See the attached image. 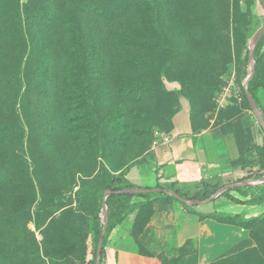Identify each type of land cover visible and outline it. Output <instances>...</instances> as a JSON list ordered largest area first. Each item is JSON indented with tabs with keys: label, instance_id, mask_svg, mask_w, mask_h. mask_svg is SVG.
<instances>
[{
	"label": "rangeland",
	"instance_id": "rangeland-1",
	"mask_svg": "<svg viewBox=\"0 0 264 264\" xmlns=\"http://www.w3.org/2000/svg\"><path fill=\"white\" fill-rule=\"evenodd\" d=\"M87 1L99 15L90 12L81 20L64 10L56 16L44 30L45 51L38 64L43 73L34 77L28 70L23 78L25 68L19 67L17 75L25 83L19 93L8 91L18 79L11 65L0 68V98L10 96L17 107L22 104L19 117L10 108L8 116L0 117L6 129L0 162L15 176L0 191V232L10 252L9 244L19 247L14 261L0 253V264H91L101 223L90 222L86 215L91 217L100 205L102 168L115 176L143 161L156 143L167 138L172 118L183 104L189 108L194 132H207L205 142L214 149L209 160L223 157L225 168L237 169L243 177L264 176L256 153L264 142V0H150L152 5L144 12L151 21L152 42L146 73L127 67L142 54L118 43L137 36L132 33L143 13L123 7L128 0ZM64 22L80 23L88 50L100 61L99 74L90 79L92 111L85 104L86 86L71 77L79 66L73 62L76 56L67 53ZM156 24L163 33L162 50L154 48L159 38ZM260 40L255 63L253 50ZM254 72L263 83L256 103L247 91ZM121 77L132 80L131 87L122 84ZM24 90L29 97L21 103ZM222 186L216 185V190ZM262 191L264 184L246 192L251 197ZM57 196L71 197L79 214H64L63 209L50 213ZM164 196L135 197L146 205L136 214L134 245L145 253L161 251L164 264H195L192 241L177 248L176 227L163 214L171 211L172 203L187 214L209 210L222 197L206 206L185 207ZM240 215L248 217L247 211ZM153 218L155 224L149 225ZM214 264H264V217Z\"/></svg>",
	"mask_w": 264,
	"mask_h": 264
},
{
	"label": "trees",
	"instance_id": "trees-1",
	"mask_svg": "<svg viewBox=\"0 0 264 264\" xmlns=\"http://www.w3.org/2000/svg\"><path fill=\"white\" fill-rule=\"evenodd\" d=\"M151 5L152 4L150 0H128L127 4L123 6L126 9H128V11L134 10L135 12L139 11L140 13H143L142 18L139 17L138 24L139 23L140 24L138 26V30H134L132 33V34H137V36H133L132 34H130L132 35L130 36V38H126L125 40L118 41V43L121 46H125L128 49H134L142 54L140 60H134L132 62L128 61L127 67L137 72L146 73V71H148L147 68L149 66V58H147L146 53L147 51H149L150 48H152L151 46L152 42L150 40L151 34L149 32V30L151 29L150 26L151 21L147 16H145L144 12L149 10ZM64 10H67L70 13L68 14L67 12L68 15H72L74 18H80L81 20L86 18L90 12H94L97 15H99V13L96 11V6L88 3L87 0H26L24 4H20L19 0H0V68L7 67L6 63H9L13 68L11 73H14V76L17 75L19 67L25 68V71L23 72V78L24 75L26 76V72H28V70H31L32 75L35 74L34 77L40 73L42 74L43 73L42 71L38 72L39 67H41L38 66V64L39 61L43 59V54L45 51L43 45V36L45 35L46 32H44V30H47V28H49L51 23H54L55 17L60 15L62 12H64ZM119 11L123 12L122 7ZM63 25H62V28L64 27L63 41L66 37L67 40H69V46L66 47L67 53L70 52L72 58H73V54L76 56L75 58L76 61L73 60V62L77 63V65L79 66V70L73 72L71 77L79 78L83 83V85L86 86L84 93L86 95L89 93V95L85 96V104L88 107V111H92L93 109L92 107H90L92 105L91 103H89L88 105V102H90V98H89L91 93L90 88L94 82L91 81L90 79H96L94 77L99 74V70L96 69V66L99 64L100 61L98 60L96 54H94L93 56L92 52L88 50L87 42L84 40L82 36L83 33L81 31V25L79 22L75 24H69V22L68 23L64 22ZM155 28H156L155 31H158L157 33L159 38L157 39L154 48L158 47L160 48V50H162V47H164L163 33L161 28L158 26V24L155 25ZM77 30L79 31L78 33ZM263 40H264V36H263ZM263 40L257 42L254 47L253 60L255 61V63L258 62L260 56L259 52ZM65 46L66 44L64 43L63 47ZM240 75L241 74L239 73L238 70L237 76L240 77ZM17 78L18 79L16 80V83L12 87L9 86L8 91L13 93L16 90L19 93L22 86L23 87L25 86L24 81H22L21 78H19V75H17ZM154 79L156 81L159 80L157 75H154ZM121 80L123 81L122 84L128 85L129 87H131L133 83L132 80L128 79L127 77H121ZM262 84L263 83L260 79V76L255 72L250 78V80L247 82V91L255 103H256V92L259 88L263 86ZM138 91L140 92L139 89L137 90V93H139ZM1 97L4 98H0V117L3 119V117L8 116L7 109L9 108L12 109V114L14 116L19 117L18 112L22 110V104L19 103L17 107L16 99H13L10 96L7 97L1 96ZM28 97L29 96L26 90H24L21 98V103L24 100H26ZM2 119H0V151L1 154H4V151L6 149L5 138H4L6 135V129L2 125L3 123ZM263 141H264V137H263ZM256 153L259 157V163L261 169L264 170V142L262 146L256 148ZM20 164L21 162L18 163V165ZM129 167L130 165L126 166L124 170L119 171L116 176L111 175L106 168H102V173L105 178V184L101 191L99 207L96 209V211L93 214H91V217L86 215L90 222L100 221L101 223L100 208H101L102 196L105 190L119 191L126 188H135L134 185L129 183V181L124 178ZM253 176L254 178H260L258 177L259 176L258 174ZM14 177L15 176L12 170H9L7 164L4 163L2 160L0 162L1 192H4L6 190L8 182L14 180ZM247 178L249 177H242L240 179H237L236 181H241ZM248 188H234L230 191L224 192L221 195V197H225L231 202L240 205H258L264 203V191H262L258 195L248 197L246 192ZM213 189L215 191L216 187L214 186ZM214 191L210 192L209 190H207L203 192L201 196L194 195L190 199L203 201L209 198ZM231 192H237L242 197L248 199L240 200L234 198L230 195ZM148 196L149 194H137V195L119 194V195H111L107 198L106 204L108 209V227L105 236L103 238L102 246H104L105 239L109 234V232L115 226L120 224L129 213L137 210L139 214L140 210H142L145 207L146 204H144V202H131L132 198L138 197V198L146 199ZM180 196L182 198L188 199L187 198L188 195L186 196V194H180ZM164 199H172V198L169 196H164ZM72 203L73 201L69 196L66 198H64L63 196H57L53 204V207L51 208L50 213H56L61 209H63L61 212L64 214H69V215L79 214V212L76 211V209L72 208L71 206ZM190 213L197 215L200 219H212L219 222H234L235 224H237L238 226L242 227L247 231L249 229V226L253 222L261 220L264 217V214H261L260 216L257 217L242 219L238 215H225L217 212L209 213V214H200L197 213L196 211H191ZM100 230H101V225L97 230L98 236ZM4 238H5L4 234L0 232V253H3L7 258L10 259L12 258V260L14 261V259L18 257L19 247L16 246L15 242L9 244L8 245L10 246L9 248L13 249L12 252H10L7 249V245L4 243ZM97 239L95 240L94 243L93 258L91 264H94ZM81 252L84 255L85 245H82ZM140 252L145 254V252L142 251ZM102 253H103V249H102ZM215 262L211 264H214Z\"/></svg>",
	"mask_w": 264,
	"mask_h": 264
},
{
	"label": "crops",
	"instance_id": "crops-1",
	"mask_svg": "<svg viewBox=\"0 0 264 264\" xmlns=\"http://www.w3.org/2000/svg\"><path fill=\"white\" fill-rule=\"evenodd\" d=\"M206 133L193 131L189 108L183 104L172 118V127L166 135L167 138L156 143L143 161L130 165L124 178L135 187L158 186L187 195L203 193L216 185L224 186L242 178L243 173L239 170L225 168L223 157L216 161L209 160L214 154V149L205 142ZM234 193L238 195L234 196L231 192L230 195L234 198L248 199L237 192ZM137 200L134 197L131 202ZM218 201L215 206H209L211 207L209 210H196V212L200 214L217 212L241 217V212L247 211L248 217H241L242 219L257 217L264 213V203L240 205L225 197ZM170 208L171 211L165 212L163 217L168 216L176 227V247L180 248L187 240H191L194 246L195 264H211L217 261L248 235L247 230L234 222L200 219L195 214H187L176 203H172ZM136 214L137 210L129 213L109 232L104 242L100 264L164 263L165 254L161 251L156 254H143L134 245L132 228ZM155 220L153 218L149 225L155 224Z\"/></svg>",
	"mask_w": 264,
	"mask_h": 264
},
{
	"label": "water",
	"instance_id": "water-1",
	"mask_svg": "<svg viewBox=\"0 0 264 264\" xmlns=\"http://www.w3.org/2000/svg\"><path fill=\"white\" fill-rule=\"evenodd\" d=\"M250 102L253 103L252 99H250ZM257 113V110H255ZM264 184V176L261 178H249L241 181H235L230 184L224 185L220 188H218L209 198L203 200V201H197L194 199H185L180 196V194L174 190L165 189L161 187H155V188H126L119 191H111V190H105L102 196L101 201V208H100V218H101V230L99 233V237L97 240V246H96V252H95V259L94 264H100L101 255H102V243L103 238L105 236L107 227H108V209L106 200L111 195H137V194H162L167 195L176 201L184 204L187 207L191 206H205L211 202H213L216 198L221 196L224 192L230 191L234 188H247V187H255L258 185Z\"/></svg>",
	"mask_w": 264,
	"mask_h": 264
}]
</instances>
